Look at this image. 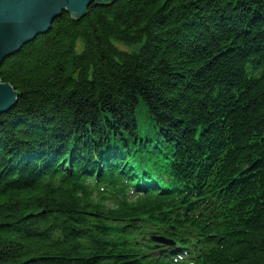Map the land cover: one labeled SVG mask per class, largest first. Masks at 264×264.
Returning a JSON list of instances; mask_svg holds the SVG:
<instances>
[{"label":"trees","instance_id":"obj_1","mask_svg":"<svg viewBox=\"0 0 264 264\" xmlns=\"http://www.w3.org/2000/svg\"><path fill=\"white\" fill-rule=\"evenodd\" d=\"M0 80L17 93L0 115V264H137L125 245L132 221L163 224V206L178 218L184 200L126 197L104 209L82 173L122 194L90 155L119 133L136 139L142 121L182 176L213 161L216 218L199 226L215 238L202 264H264V0L64 11L2 63ZM40 164L58 167L35 174Z\"/></svg>","mask_w":264,"mask_h":264},{"label":"water","instance_id":"obj_2","mask_svg":"<svg viewBox=\"0 0 264 264\" xmlns=\"http://www.w3.org/2000/svg\"><path fill=\"white\" fill-rule=\"evenodd\" d=\"M113 0H0V66L38 35L45 34L62 12L79 19L91 4ZM17 93L0 80V115L15 102Z\"/></svg>","mask_w":264,"mask_h":264},{"label":"bare ground","instance_id":"obj_3","mask_svg":"<svg viewBox=\"0 0 264 264\" xmlns=\"http://www.w3.org/2000/svg\"><path fill=\"white\" fill-rule=\"evenodd\" d=\"M125 137H126L125 135H122L120 137V133H119V136L118 137L115 136V138L112 141L113 142H116V141H119V140L120 141H124ZM107 140H109V139H107ZM154 141H156L155 138H151V136H149L148 137L147 148L137 149L134 145H130V146H127V147H121L118 151H111L110 149L109 150L98 149L96 151L94 150V152L91 153L90 157L93 158V159L102 158V160H100L99 163H98V160H95L94 162L98 163L100 167H104V168H108V169H112L114 166L137 167L135 165V161L136 160H139L140 158L144 157L147 154L155 152L154 151L155 149H154V146H153ZM45 160H46V158L43 160V162ZM56 162L57 161L52 162V163H56ZM102 164H104V165L102 166ZM206 166H208V165H204L203 167H206ZM56 167H58V166H48V167L43 168V165L40 164L39 166L35 167L34 173L35 174L47 175L49 173L45 172V171H47L49 169H54ZM203 167H201V168H203ZM138 171H142V169H138ZM192 172L195 173L196 172V168H194L192 170ZM174 188H176V187L175 186H173L172 188H165L164 187V188H161L160 191L161 192H169V191H171ZM112 202H116V201L112 198ZM144 202H147V201L144 200L143 203ZM109 203L110 204H104V203H102V204L104 206H106V207H110L112 203L111 202H109ZM170 213L173 216L177 217L176 213H174L172 211ZM147 217H149L150 219H153L150 215H147ZM177 230H176V228L173 227L172 228V233L174 235H176L177 237H179V235L183 236V233H181V232H179ZM198 233L203 234V235H209L212 232L209 231L208 229L204 228L203 226H199V227H195V228H190L188 236L192 235L191 239H196V237L198 236ZM169 253H173V251L172 250H166V251L162 252V254H169Z\"/></svg>","mask_w":264,"mask_h":264},{"label":"rangeland","instance_id":"obj_4","mask_svg":"<svg viewBox=\"0 0 264 264\" xmlns=\"http://www.w3.org/2000/svg\"><path fill=\"white\" fill-rule=\"evenodd\" d=\"M136 49H137L136 47L131 48V50H136ZM141 113H143V111H141Z\"/></svg>","mask_w":264,"mask_h":264}]
</instances>
